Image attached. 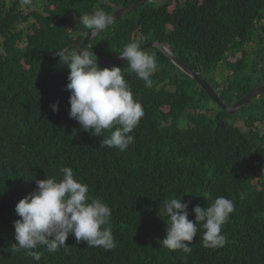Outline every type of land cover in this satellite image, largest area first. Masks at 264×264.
Returning <instances> with one entry per match:
<instances>
[{"label": "trees", "instance_id": "obj_1", "mask_svg": "<svg viewBox=\"0 0 264 264\" xmlns=\"http://www.w3.org/2000/svg\"><path fill=\"white\" fill-rule=\"evenodd\" d=\"M109 1L123 8L135 0ZM106 2L32 0L25 6L21 0H9L8 5L0 4V264H37L27 250L12 251L17 242L10 240L2 217L12 203L8 221L19 219L14 213L16 203L35 189L36 179H59L61 167H71L89 185V195L107 205L115 198L136 199L143 187V195L148 191L160 200L190 201V220L195 219L194 205L204 208L220 195L230 197L235 210L222 229L227 243L218 250L195 243L182 259L160 246L158 236L148 234L145 252L111 254L80 249L70 234L67 247L58 252L48 253L45 246H38L43 253L38 264H207L219 258L217 264H264V181L252 178L257 170L264 178V135L256 126L264 125V92L246 105L252 111L242 120L238 112L246 106L233 114L216 107L192 79L150 48L145 51L154 54L159 64L151 88L127 62L114 65L121 67L134 99L144 109V117L131 133L135 143L124 151L108 148L101 144L102 137L91 136L68 117L69 69L54 53L64 47L78 49L90 32L79 17L97 9L110 14ZM262 18L264 0H187L183 5L163 0L161 5L147 3L119 18L83 50L92 51L100 61L119 56L133 41L140 46L162 41L180 62L192 71L199 69L229 105L264 82V36L257 38L254 47L248 40L252 26L257 28ZM23 24L26 28H21ZM219 68L224 75L220 83L214 79ZM52 103L58 104V111L53 112ZM231 117L240 118L247 132L229 123ZM182 119L185 128H180ZM116 127L105 130L104 137ZM139 175L143 178L136 185L123 182ZM108 182L122 187L110 190ZM128 211L132 212L131 206ZM124 216L123 212L118 218ZM169 223L168 218L162 221L165 234ZM115 234L123 242L132 236L121 225Z\"/></svg>", "mask_w": 264, "mask_h": 264}, {"label": "clouds", "instance_id": "obj_2", "mask_svg": "<svg viewBox=\"0 0 264 264\" xmlns=\"http://www.w3.org/2000/svg\"><path fill=\"white\" fill-rule=\"evenodd\" d=\"M186 1L181 3L176 0V3L183 5ZM31 2L32 0H21L25 6ZM162 2L163 0H145L142 5L131 11L147 3L161 5ZM105 7L112 8L110 14L103 9H97L90 15L80 16L79 23L91 33L104 31L113 23L112 15L121 9L112 5L109 0ZM256 24L257 28L252 26L248 35V40H251L249 45L253 43V47L257 38L264 36V19ZM138 36V33H135V37ZM169 49L171 50L170 46ZM54 55L59 58L61 65H66L69 69L68 82L65 85L66 90L70 92L68 117L76 120L80 128L91 136L102 137L101 144L108 148L124 151L135 143V137L131 133L145 113L141 103L134 99L121 67H99L97 56L92 51L83 49L64 47L57 49ZM119 57L128 63L129 68L144 82L146 88L152 87V77L159 71L154 54L145 51L133 41L124 46ZM196 72L200 73V70ZM184 74L192 79L187 73ZM216 95L218 96L217 93ZM49 106L53 112L58 111L57 103ZM114 125L119 127L104 137L105 130L112 129ZM59 176V179L54 176L36 179L35 189L16 203L15 212L19 219L13 223L14 239L17 243L12 244V251L27 250L28 255L38 264L43 255L37 250L38 246H45L48 253L58 252L67 247L66 240L70 234L77 243L86 242L88 247H100L99 249L106 253L115 249L117 241L111 229V208L101 198L89 195V185L77 177L71 167H61ZM189 204L190 201L182 202L181 197L166 199L163 202L160 210L168 217L170 223L167 224L162 244L173 250V253L180 250L190 254L193 251L190 245L197 235L199 225L203 229L202 243L205 248L223 247L227 239L222 229L235 210L234 202L224 196H218L204 208L194 205V220L188 219ZM132 213L137 216L133 209ZM11 228L9 226V229Z\"/></svg>", "mask_w": 264, "mask_h": 264}, {"label": "rangeland", "instance_id": "obj_3", "mask_svg": "<svg viewBox=\"0 0 264 264\" xmlns=\"http://www.w3.org/2000/svg\"><path fill=\"white\" fill-rule=\"evenodd\" d=\"M179 1L183 3L185 0H179ZM2 3L8 5L9 0H0V4ZM26 26H27L26 24H23L21 28L22 27L26 28ZM1 42L2 40H0V45ZM250 46L253 47V43L250 44ZM238 57H240L239 53L236 55V58ZM223 78H224L223 71L221 68H219V70L215 73L214 79L218 83H220ZM207 103L209 104L210 107L214 108V111H218V109L210 101ZM204 111L213 112L212 109H207ZM251 111H252V107L246 106L244 111L241 110L238 112V116L241 117L242 120H245L246 116H248V114ZM234 117L228 119V122L238 127L241 131L247 132V127L245 126V123L240 118L234 120ZM186 126H187L186 120L182 119L180 123V128H185ZM256 126L260 132V135H264V125H260L259 123H256ZM142 178H143L142 175H139V179H136L134 176H129L123 182H127L131 185H136L141 181ZM252 178H254L256 181L259 180L264 181V178L262 177V173L260 170H257ZM252 183L255 182L252 181ZM107 186L110 190L116 191L118 188L122 187V184H120L119 182H108ZM139 188H140V193L138 194L136 199L127 198L126 200L123 201L121 199L115 198L113 201H109L108 206L111 208V229H112V234L115 240L117 241V247L109 252L111 254H121V253L130 254L131 252H136V253L145 252L147 249L146 236L148 234H152L154 237L158 236V242L160 246H163L162 239L165 236V232L163 231L162 228V221H164V219H167L168 217H166L165 214L160 209L162 208L163 202L165 200L158 199L157 197L154 196L155 193L148 191L145 195H143L142 191L146 188L143 187H139ZM220 196H224V195H220ZM224 197L231 199L230 197L227 196ZM12 205H13L12 203L11 205H9V209L8 207L5 208L2 218H4V220L8 223L9 235L12 236L10 240L16 242L14 239V231L12 230V228L9 229V226L13 227V222L8 221V214L11 215ZM130 206L132 207L133 211L137 213V216L134 215L132 212L128 211V207ZM123 212L125 213L124 218L123 219L118 218V215ZM14 213L16 214L15 211ZM120 225L124 226L132 234L130 240L127 242H123L122 240H120L119 235L115 234L117 227ZM202 235H203V229L200 228L198 225V232L196 237H194L192 244L190 245L191 248L195 243H199V245L203 249L213 251V250L221 249L226 245L225 244L223 247L216 249L205 248L202 243ZM141 241L144 242L141 243ZM75 245H78L80 249L85 247L90 250L104 252L101 249H99L100 247H88L86 242L83 241H81L80 243H77L76 241ZM173 254L178 255L182 259H184L188 255L180 250H175ZM128 259L134 260V259H138V257L129 256ZM219 259L207 264H217L219 262Z\"/></svg>", "mask_w": 264, "mask_h": 264}, {"label": "water", "instance_id": "obj_4", "mask_svg": "<svg viewBox=\"0 0 264 264\" xmlns=\"http://www.w3.org/2000/svg\"><path fill=\"white\" fill-rule=\"evenodd\" d=\"M145 2V0H138L135 4L128 6L127 8H122L120 10H118L115 14L112 15L113 19H117L119 17H121L122 15L128 13L129 11H131L132 9L142 5ZM100 33V32H99ZM98 35V33H91L88 36H86L81 44L78 46V49H83L86 44L89 43V41H91L92 39H94L96 36ZM147 48L149 47H153V48H157L164 56L165 58L172 64L174 65L177 69H179L180 71L187 73L195 83H197V85L204 90L207 95L209 96V98L216 104L218 105L221 109L229 112H233V111H238L240 110L246 103H248L251 99H253L254 97L258 96L259 94H261L264 91V83L260 84L259 86H257L256 88H254L250 94H248L246 97H243L240 101H238L235 104H232L230 106H225L221 100L219 99V97L216 95V93L210 89V87L208 86V84L206 83V81L200 76L199 72H193L192 70H190L185 64L181 63L171 52L169 49V46H167L166 44L162 43V42H153V43H149L147 46ZM125 60H122L120 57L117 58H112V59H106V60H100L97 61V64L99 65V67H105V66H112V65H116L118 63H121Z\"/></svg>", "mask_w": 264, "mask_h": 264}, {"label": "bare ground", "instance_id": "obj_5", "mask_svg": "<svg viewBox=\"0 0 264 264\" xmlns=\"http://www.w3.org/2000/svg\"><path fill=\"white\" fill-rule=\"evenodd\" d=\"M130 5H131V4H129V5L125 6V7H123V8H127V7L130 6ZM121 9H122V8H121ZM125 15H126V14L122 15L121 17H123V16H125ZM121 17H119V18H121ZM119 18H117V19H113V22H115V21L118 20ZM100 33H101V32H100ZM100 33H98V35H99ZM89 34H91V31L89 32ZM89 34H88V35H89ZM88 35H87V36H88ZM98 35H97L94 39H96V38L98 37ZM94 39H92L91 41H89V43L92 42ZM156 42H162V41H156ZM89 43H88V44H89ZM149 43H153V42H149ZM149 43H147V44H145V45H142L141 48H143L144 50H148V49H150V48H153V47H149V48L146 47ZM162 43H164V42H162ZM80 44H81V43H80ZM86 45H87V44H86ZM83 49H84V48H83ZM170 52H171L172 54H174V53L172 52V50H170ZM117 57H119V56L112 57V58H117ZM112 58H109V59H112ZM200 76L204 79V77L202 76L201 72H200ZM204 80H205V79H204ZM205 81H206V80H205ZM206 83H207V81H206ZM263 83H264V82H263ZM263 83H260V84H263ZM207 84H208V83H207ZM260 84H259V85H260ZM259 85H258V86H259ZM208 86L210 87L209 84H208ZM256 87H257V86H256ZM256 87H255V88H256ZM210 89L217 93V91L214 90V89H212L211 87H210ZM253 89H254V88H253ZM253 89H252V90H253ZM252 90H251V91H252ZM251 91H250V92H251ZM250 92H248L244 97H246L248 94H250ZM263 92H264V91H263ZM263 92H262V93H263ZM259 95H260V94H259ZM259 95H258V96H259ZM256 97H257V96H256ZM256 97H254V98H256ZM254 98H253V99H254ZM253 99H251L249 102H251ZM240 100H241V99H240ZM240 100H238V101H240ZM211 101H212V100H211ZM238 101H237V102H238ZM212 102H213V101H212ZM221 102H222V101H221ZM237 102H234V103H232V104H235V103H237ZM249 102H248V103H249ZM213 103H214V102H213ZM222 103H223V102H222ZM248 103H246L242 108H244ZM223 104H224V103H223ZM232 104H229V105L224 104V105H225V106H230V105H232ZM216 107L220 108L218 105H216ZM242 108H241V109H242ZM220 109H221V108H220ZM222 110H223V109H222ZM235 112H236V111L229 112V113H230V114H233V113H235Z\"/></svg>", "mask_w": 264, "mask_h": 264}]
</instances>
